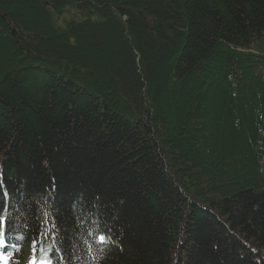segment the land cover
I'll use <instances>...</instances> for the list:
<instances>
[{
	"label": "trees",
	"instance_id": "trees-1",
	"mask_svg": "<svg viewBox=\"0 0 264 264\" xmlns=\"http://www.w3.org/2000/svg\"><path fill=\"white\" fill-rule=\"evenodd\" d=\"M0 209L12 264H264V0H0Z\"/></svg>",
	"mask_w": 264,
	"mask_h": 264
},
{
	"label": "snow or ice",
	"instance_id": "snow-or-ice-1",
	"mask_svg": "<svg viewBox=\"0 0 264 264\" xmlns=\"http://www.w3.org/2000/svg\"><path fill=\"white\" fill-rule=\"evenodd\" d=\"M2 209H0V232H2V229L5 225V218L4 216L2 215ZM106 238L105 237H101V241L103 242ZM0 246H4L6 247V241L5 239L3 238L2 235H0ZM35 246V245H34ZM6 259V256L5 254L3 253H0V260H4ZM32 264H54V261H52L50 258L47 259V260H41V261H37L36 259H33L32 261Z\"/></svg>",
	"mask_w": 264,
	"mask_h": 264
},
{
	"label": "water",
	"instance_id": "water-1",
	"mask_svg": "<svg viewBox=\"0 0 264 264\" xmlns=\"http://www.w3.org/2000/svg\"><path fill=\"white\" fill-rule=\"evenodd\" d=\"M5 18V17H4Z\"/></svg>",
	"mask_w": 264,
	"mask_h": 264
}]
</instances>
